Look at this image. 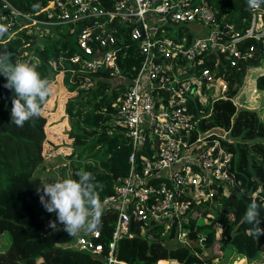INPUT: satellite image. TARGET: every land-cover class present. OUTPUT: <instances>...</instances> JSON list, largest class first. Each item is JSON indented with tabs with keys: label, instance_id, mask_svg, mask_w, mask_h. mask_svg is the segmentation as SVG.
Returning <instances> with one entry per match:
<instances>
[{
	"label": "built area",
	"instance_id": "1",
	"mask_svg": "<svg viewBox=\"0 0 264 264\" xmlns=\"http://www.w3.org/2000/svg\"><path fill=\"white\" fill-rule=\"evenodd\" d=\"M251 10V23L241 32L234 23L221 24L208 0H115L110 8L99 0H49L34 13L3 0L0 20L11 25L14 34L25 27L70 24L68 31L75 34L79 50L69 59L78 62L83 72L104 68L121 75L119 55L125 38L141 56L137 75L122 90L111 117L132 150L127 174L100 198L101 223L115 215L110 239L106 244L98 240L99 228L93 234L73 236L68 246L84 249L104 264H136L115 255L119 238L132 236L131 224L148 241L169 236L175 225L177 239L187 241L189 229L183 222L197 204L212 200L217 192L228 195L223 185L244 190L242 183L237 186L233 151L222 142H231L227 130L200 125L211 114L200 111L203 91L220 77L208 66L197 65L212 54L213 67L239 69L241 62L256 54L254 42L243 46L247 37L258 43L264 57V8ZM41 12L44 16H35ZM114 20L127 27L124 39L114 34L116 25L109 24ZM60 62L53 59L50 65L58 70ZM84 82L89 86L93 80L86 74ZM196 100L198 112L193 108ZM251 196L264 205V184L257 185ZM220 225L215 223V229ZM218 230L221 237L222 225ZM204 238L205 233L199 232V245Z\"/></svg>",
	"mask_w": 264,
	"mask_h": 264
},
{
	"label": "trees",
	"instance_id": "2",
	"mask_svg": "<svg viewBox=\"0 0 264 264\" xmlns=\"http://www.w3.org/2000/svg\"><path fill=\"white\" fill-rule=\"evenodd\" d=\"M8 1L25 13H34L49 0ZM99 1L105 8H110L115 0ZM208 2L215 8L216 16L221 24L229 21L234 23L235 28L241 32L249 27L252 10L248 7L247 0H208ZM2 5L3 0H0V11ZM261 7L264 8V5ZM35 16L42 17L44 14L41 12ZM109 24L116 25L113 32L117 37L125 38L124 31L127 28L125 25L117 24L116 20ZM43 26H48L50 31H45L43 34L46 28L38 26L19 29L10 41L5 40L0 43V52L12 51L10 59L14 63L22 58H27L29 63L38 62L37 70L49 81L53 79L57 71L51 67L49 60L64 59L63 63L58 64L59 68L64 66V85L67 90H78V96L70 98L65 103L66 113L71 119L72 127L69 133L73 138V145L80 151L85 147H101L103 156L78 159L70 154L69 164L63 169H68L72 179H78L76 173L80 170L91 172L96 181L102 185L103 190L99 191V196L102 198L112 192L113 185L128 172V156L132 148L121 131L112 129L111 117L116 110L122 90L137 75L141 65L140 53L135 45L125 38L124 51L119 55L121 75H111L109 70L104 68L83 72L79 69L78 62H72L69 59V56L79 50L76 36L68 31L69 25ZM251 42L256 44V54L241 62L239 69L222 64L213 67L212 54L206 55L204 61L197 66H208L215 77L227 80L228 93L232 96L243 84L248 67L258 65L261 61L262 51L257 42L247 37L243 40V46ZM23 51H26V55L22 57ZM69 69L73 72L72 77ZM261 69H264V63L261 67L251 68L248 76L251 77L252 71ZM193 71H197V68L195 67ZM86 74L93 82L87 87L80 88ZM111 78L118 80L119 87L112 84ZM6 82V78L0 75V236L7 232L10 242L6 246L0 243V247L5 249L0 251V264H104L101 258L94 257L84 249L61 245L69 242L73 236L64 230V225L59 223L55 213L46 211L37 194V190L45 184L41 175L46 169L41 164L45 157L43 143L46 137V114L42 113L40 118L26 122L22 128L14 125L11 108L12 100L16 96L6 104V98L10 92L4 87ZM227 99L222 102L228 103L230 100ZM225 103L221 107H219L220 103H216L213 116L212 114L209 116V123L213 118H215L214 125L219 123L215 109L225 108ZM199 106L196 100V105H193L196 112ZM231 106L234 108L232 104ZM222 122V125L227 127L225 121ZM200 125L203 129L208 127L204 125V120ZM222 142L229 150H233L232 141L222 139ZM240 154L242 158L246 157L245 152ZM233 167L235 170L234 160ZM246 171L243 168L235 171L236 177L242 179L244 190L232 187L228 195L217 192L212 200H205L191 210L189 218L183 222L189 229L187 241L177 239L178 228L175 225L169 236L148 241L139 234L136 225L131 224L132 236L119 238L115 255L121 260L136 264H167L166 260L169 258L189 264H210L214 258L221 256L224 247L229 246L235 247L238 252L246 256L247 264L257 261L261 254L260 246L264 242V236L256 241L246 234V229L251 225H241L239 221L251 203L250 200L253 199L251 192L257 185L264 184V177L251 179L250 173L247 174ZM255 200L262 205L260 227L264 228V205L260 200ZM208 204L210 208H214L211 210L214 216H208L206 222L204 217L207 211L204 207ZM114 218L115 215H110L101 223V237L98 240L104 244L110 239ZM52 221L57 222L55 229L49 227ZM217 222L222 225L221 237L216 235L215 223ZM199 232L205 233L201 245L198 241ZM241 261L242 259L235 257L231 259L230 264H239Z\"/></svg>",
	"mask_w": 264,
	"mask_h": 264
},
{
	"label": "rangeland",
	"instance_id": "3",
	"mask_svg": "<svg viewBox=\"0 0 264 264\" xmlns=\"http://www.w3.org/2000/svg\"><path fill=\"white\" fill-rule=\"evenodd\" d=\"M67 25L70 26V24ZM45 31H50V29H45L43 34ZM73 35L75 36V34ZM25 55L26 51H23L21 56L23 57ZM52 61L53 59H50L49 63L51 64ZM63 61L64 59L61 60L60 64L63 63ZM250 70L251 69L248 68L245 80L240 86L239 91L232 96H229L228 93L227 80L222 79L220 81L217 79L215 82H212V85L207 86V89L203 91L205 97V101L203 103L204 107H207V111L213 112V108L216 106V103H220L219 107H221L225 103L222 101L228 100L227 98H229L230 101L225 103V108L217 107L215 109V113L217 115L216 119L219 122L217 125H214L213 123L215 118H213L210 123L209 116L203 119L204 125L210 127L209 130H213L212 127L218 128V132L227 130V136L228 138L230 137L229 139L232 141L231 147L233 149L232 151H234L235 171L238 168H243L247 170L245 173H250L251 179H260L264 177V91H262V89H264V70L261 69L256 71L258 73L252 71L251 77L248 76ZM70 71L72 77L73 72L72 70ZM64 77L65 71L64 66H62L56 71L53 79L50 81L52 85V95L50 96L48 103L43 108V113L46 114V137L43 143L45 157L41 166L46 170L42 172L41 176L45 184L54 182L56 180L70 178L68 169H63L64 166L69 164L70 154H72L74 157H77L78 159L103 156V149L101 147H85L80 151L78 147L73 145V138L69 133V129L72 127L71 119L66 113L65 103L70 98L78 96V90H67L64 85ZM111 80L113 85L119 87L118 80H114V78H111ZM84 86L87 87V83L83 81L80 84V88ZM219 100L221 101L218 103L217 101ZM230 103L234 108H232ZM223 120L225 121L227 127L222 125ZM113 128L118 130L114 125L112 129ZM240 152H245L246 157L242 158ZM239 180L240 182H237V186H240L242 183V179L239 178ZM223 190L226 192V194L230 193V187L227 185H223ZM214 207H217V205ZM204 208L208 214H206V216H214V214L211 212V210L214 208H210L209 204ZM229 215L232 217L230 212ZM217 225L218 224H216V226ZM220 227H216V231ZM0 239V243H3L5 246L10 242V237L7 232L3 233L0 236ZM69 243L73 244V241L65 242L61 245L68 246ZM4 250L5 249L0 247V251ZM235 251H237L235 247H233L231 250L229 246L224 247L222 250L223 259H225L227 256L230 257L229 260H231L233 257L235 258L237 254L232 256ZM262 259H264V250L261 251L257 262L261 261ZM220 264H228V262L225 261Z\"/></svg>",
	"mask_w": 264,
	"mask_h": 264
},
{
	"label": "clouds",
	"instance_id": "4",
	"mask_svg": "<svg viewBox=\"0 0 264 264\" xmlns=\"http://www.w3.org/2000/svg\"><path fill=\"white\" fill-rule=\"evenodd\" d=\"M247 4L255 10L264 5V0H247ZM10 28L11 25L0 23V43L13 38L14 33ZM8 55L7 50L0 52V75L6 78L4 87L14 89L16 93L12 100L11 118L14 125L22 128L26 122L42 116L43 108L52 95V85L37 70L38 62L15 61L13 65L8 62ZM76 175L78 179L42 184L37 194L46 211L56 214L59 223L64 225V230L70 236L93 234L102 226L103 204L99 196V191L103 190L102 185L91 172L80 170ZM261 207L260 203L252 199L239 221L241 225H251L246 229V234L256 241L264 236V228L260 227ZM56 226V221L49 225L53 229Z\"/></svg>",
	"mask_w": 264,
	"mask_h": 264
},
{
	"label": "crops",
	"instance_id": "5",
	"mask_svg": "<svg viewBox=\"0 0 264 264\" xmlns=\"http://www.w3.org/2000/svg\"><path fill=\"white\" fill-rule=\"evenodd\" d=\"M263 63H264V57L261 59V61H260V63L258 64V65H252V66H250V67H248V68H258V67H261L262 65H263ZM264 70V69H263ZM259 71V70H258ZM256 73H258V72H256ZM257 75V74H256ZM219 80L221 81L222 79H220L219 78ZM223 82V81H222ZM227 87V86H226ZM262 91H264V89H262ZM205 101V97L203 98V102ZM204 110V111H203ZM213 110V109H212ZM200 111H203L204 113H206V112H208L207 111V107L205 106V107H203L202 109H200ZM213 112L211 111V114H212ZM211 114H210V116H211ZM233 247H230V250L232 249ZM260 248H262L261 249V251L262 250H264V248L262 247V244H261V246H260ZM237 250V249H236ZM224 253V252H223ZM237 254V255H236ZM229 255V254H228ZM234 255H236L235 257H239L240 259H242V261L240 262V264H247V259H246V256H244L243 254H241L240 252H238V251H235L233 254H232V256H234ZM234 258V257H233ZM230 259V257L229 256H227L225 259H223V256H222V254H221V256H219V257H217V258H214V260L212 261V263H210V264H220V263H222V262H228V264H230V261L231 260H229ZM232 259V258H231ZM228 260V261H227ZM167 261V264H180L181 262H179L177 259H174V258H169L168 260H166ZM264 261V259H262L261 261H255V262H251V264H261V262H263ZM199 264H202V263H199Z\"/></svg>",
	"mask_w": 264,
	"mask_h": 264
},
{
	"label": "water",
	"instance_id": "6",
	"mask_svg": "<svg viewBox=\"0 0 264 264\" xmlns=\"http://www.w3.org/2000/svg\"><path fill=\"white\" fill-rule=\"evenodd\" d=\"M79 32V29L76 31V34ZM12 51H10V50H8V62L9 63H11V64H15L14 62H12L11 61V59H10V56L12 55ZM16 96V93H15V91H14V89L13 90H10V92H9V95H8V97L6 98V104L13 98V97H15Z\"/></svg>",
	"mask_w": 264,
	"mask_h": 264
}]
</instances>
